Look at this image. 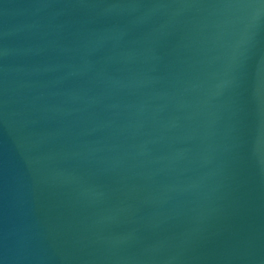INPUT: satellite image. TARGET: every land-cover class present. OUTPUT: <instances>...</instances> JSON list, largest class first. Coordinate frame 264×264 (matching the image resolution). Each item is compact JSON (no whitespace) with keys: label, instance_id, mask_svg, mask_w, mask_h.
I'll return each mask as SVG.
<instances>
[{"label":"water","instance_id":"water-1","mask_svg":"<svg viewBox=\"0 0 264 264\" xmlns=\"http://www.w3.org/2000/svg\"><path fill=\"white\" fill-rule=\"evenodd\" d=\"M0 264H264V0H0Z\"/></svg>","mask_w":264,"mask_h":264}]
</instances>
